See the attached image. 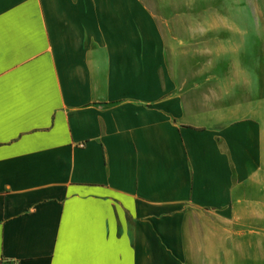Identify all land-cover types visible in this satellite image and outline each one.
I'll return each instance as SVG.
<instances>
[{"label": "crops", "instance_id": "1", "mask_svg": "<svg viewBox=\"0 0 264 264\" xmlns=\"http://www.w3.org/2000/svg\"><path fill=\"white\" fill-rule=\"evenodd\" d=\"M165 61L144 0H0V264H264L239 196L263 130Z\"/></svg>", "mask_w": 264, "mask_h": 264}, {"label": "rangeland", "instance_id": "2", "mask_svg": "<svg viewBox=\"0 0 264 264\" xmlns=\"http://www.w3.org/2000/svg\"><path fill=\"white\" fill-rule=\"evenodd\" d=\"M144 2L160 27L166 67L194 89V102L209 108L214 124L252 120L264 134V0ZM239 196L240 229L256 231L250 253L242 245V260H254L255 242L256 260L264 262V145L257 176Z\"/></svg>", "mask_w": 264, "mask_h": 264}, {"label": "built area", "instance_id": "3", "mask_svg": "<svg viewBox=\"0 0 264 264\" xmlns=\"http://www.w3.org/2000/svg\"><path fill=\"white\" fill-rule=\"evenodd\" d=\"M11 264H19V262L15 261V262H13V263H11Z\"/></svg>", "mask_w": 264, "mask_h": 264}]
</instances>
